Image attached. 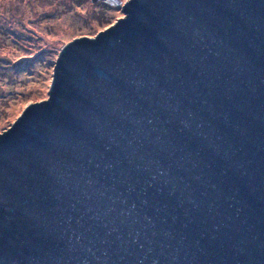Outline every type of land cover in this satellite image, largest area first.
Returning <instances> with one entry per match:
<instances>
[{
    "label": "water",
    "instance_id": "obj_1",
    "mask_svg": "<svg viewBox=\"0 0 264 264\" xmlns=\"http://www.w3.org/2000/svg\"><path fill=\"white\" fill-rule=\"evenodd\" d=\"M122 12L0 131V264H264V0Z\"/></svg>",
    "mask_w": 264,
    "mask_h": 264
},
{
    "label": "rangeland",
    "instance_id": "obj_2",
    "mask_svg": "<svg viewBox=\"0 0 264 264\" xmlns=\"http://www.w3.org/2000/svg\"><path fill=\"white\" fill-rule=\"evenodd\" d=\"M126 1L0 0V131L30 102L49 97L66 42L111 26Z\"/></svg>",
    "mask_w": 264,
    "mask_h": 264
}]
</instances>
